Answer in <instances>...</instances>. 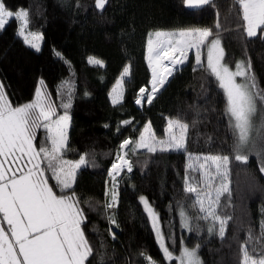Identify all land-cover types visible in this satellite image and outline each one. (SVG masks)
<instances>
[{
    "label": "trees",
    "instance_id": "1",
    "mask_svg": "<svg viewBox=\"0 0 264 264\" xmlns=\"http://www.w3.org/2000/svg\"><path fill=\"white\" fill-rule=\"evenodd\" d=\"M2 2L12 11L26 9L28 31L42 36V47L35 52L17 35L15 20L0 30V84L10 102L15 106L33 100L42 80L44 91L57 105V114L63 115L61 102L71 92V107L67 110L71 117L68 151L64 158L78 160L87 154L89 162L78 170L75 184L68 190L75 191L86 216L82 227L94 249L86 264H101V257L103 264H147L141 253L156 264H167L154 239L141 196L158 213L161 231L174 255L180 254L183 240L189 248L199 243L203 264H238L239 244L250 229L259 237L264 220V156H257L256 151L245 152L246 163L235 159L231 162V201L225 194L220 210L222 215L231 217L223 240L218 235L210 236L204 221L193 220L194 230L189 232L181 227L179 216L180 204L186 206L190 216H196L183 191L189 155H232L224 93L207 71L204 59L200 67L189 56L150 104L143 101L138 107L136 100L140 88L148 89L152 81L146 59L149 33L193 26L214 29L218 12L224 63L234 67L237 61L250 60L261 89L264 33L258 31L254 37L244 33L233 0H213L201 9H189L182 0H107L103 10L96 9L95 0ZM91 33H98L104 46L118 47L126 56L129 73L123 79V97L118 104L102 99L109 80L107 71L97 64L84 65L86 39ZM168 118H179L189 125L186 150H136L133 154V145L128 146L126 159L131 162L132 171L121 175L116 207L106 211L107 172L121 142L138 140L146 125H150L157 138H165ZM44 136V129H38L34 143L39 146ZM51 175L46 172L49 185L59 192ZM110 215H114L118 226L109 223ZM262 246L256 244L257 248Z\"/></svg>",
    "mask_w": 264,
    "mask_h": 264
},
{
    "label": "snow or ice",
    "instance_id": "2",
    "mask_svg": "<svg viewBox=\"0 0 264 264\" xmlns=\"http://www.w3.org/2000/svg\"><path fill=\"white\" fill-rule=\"evenodd\" d=\"M182 2L189 9H201L211 5L213 0ZM106 3L107 0H95V7L103 10ZM233 4L238 19L242 21L239 27L248 37L256 36L258 31L264 33V0H233ZM216 15L214 29L193 26L149 33L146 59L152 71L151 91L140 88L136 103L146 100L150 104L154 99L153 94L164 86L176 66L189 59L190 51L194 52L195 64L203 67L201 58L206 50L207 71L218 81L225 97V116L233 140L232 155H189L183 191L190 200L191 208L196 211V216H190L185 205L180 204L178 207L182 228L192 232L193 220L204 221L208 225V234L218 235L223 240L231 217L222 215L220 210L225 194L229 203L231 201V162L235 159L246 163L248 156L245 152L256 151L257 156H264V89L257 83L250 60L237 61L234 71L223 63L224 49L220 37L222 26L219 13ZM12 19L19 25L17 35L23 38L25 44L39 51L36 41L41 37L33 32L25 34L29 12L26 9L13 12L0 0V30ZM88 62L103 66V62L94 57H89ZM128 73L129 68L125 67L122 78L117 81L118 86L125 83L123 76ZM43 85L41 80L33 100L14 106L4 86L0 84V264H86L94 254L82 227L86 216L80 207V200L75 191L68 192L75 184L78 170L89 163L87 154L81 155L78 160L64 158L68 151L71 117L67 110L71 107V92L60 105L65 110L64 114L58 115L57 105L51 101ZM113 93L115 95L110 93V97L112 103L116 104L122 92L113 89ZM41 128L45 136L37 146L34 141L37 139V130ZM188 129L189 125L179 118H168L165 138H157L150 131V125H146L138 140H123L108 169L111 188L106 190L105 196L110 191L111 199L105 202V210L111 209L117 202V177L124 169L132 171L131 162L126 159L127 152L124 151L129 145H133V154L141 148L150 153L157 150H186ZM46 172L52 174L51 178L56 181L55 187L59 192L49 185ZM261 172H264V163ZM140 202L166 261L203 264L199 256V243L189 248L181 240L180 254L175 256L166 244L167 237L161 231L158 213L144 196L140 197ZM107 218L110 224L116 225L114 215ZM195 230L199 231V225ZM109 231L112 234L111 229ZM257 243L264 244V220L261 221L259 237H255L250 229L247 238L239 244L238 264H264V246L257 248ZM141 256L147 264H156L147 254L141 253Z\"/></svg>",
    "mask_w": 264,
    "mask_h": 264
},
{
    "label": "rangeland",
    "instance_id": "3",
    "mask_svg": "<svg viewBox=\"0 0 264 264\" xmlns=\"http://www.w3.org/2000/svg\"><path fill=\"white\" fill-rule=\"evenodd\" d=\"M13 12H15V11H13ZM12 20H14V19H12ZM18 26L19 25L17 23V29H18ZM28 32L29 31H28V27H27V29L25 30V34L27 35ZM37 34L41 37V39H39L38 41H36V43H38L39 49H41V47H42V36L39 33H37ZM20 38H21V40L24 43L23 38L22 37H20ZM29 39H31V37H29ZM86 42L87 43H86V46H85L84 65L90 64L88 62V58L89 57H94V58L99 59V60H101L103 62V66L102 67L109 74V80H108V82L106 83V85L103 88L102 99H107V100H111L112 101V98L110 97V93H112L113 95H115V93H113V89H117V91H119V92L122 91V86H118L117 85V81L122 78V74L124 72V68L125 67H128L127 66L126 56H125V54L118 47H115V46H113V47L104 46L101 43L100 35L98 33H91V34H89L88 37H87V39H86ZM25 45L28 46L30 49H32L35 52H39L40 51V50L37 51L35 48H32L30 45H27V44H25ZM189 56H193L194 57V60H195L194 52H191L190 51L189 52ZM202 58L204 59L205 64L207 65L206 50L204 51V56L202 54ZM165 63H167V61H165ZM223 63H224V61H223ZM178 67H179V65L176 66V68H178ZM230 69L234 71L235 70V66L234 67H230ZM150 73H151V76H152L151 69H150ZM126 76L127 75H124L123 76V79L126 78ZM237 80L239 81L240 78L237 77ZM217 83H218V81H217ZM146 91H151V86L150 85H149V88L146 89ZM155 94L156 93H154L153 95H155ZM143 101L146 102L147 105L149 104L146 100H142V102L140 104H137L136 103V105L138 107H141L142 104H143ZM150 131H151V129H150ZM137 150L147 151L146 149H143V148L137 149ZM170 151H175V150H170ZM148 221H149V219H148ZM149 224H150V227L152 229V225H151L150 221H149ZM4 227L6 228L7 225L5 224ZM160 227H161V225H160ZM152 232H153V230H152ZM153 235H154V239L156 241V244L158 245L157 239H156V235H155L154 232H153ZM158 247H159V245H158ZM159 249H160V247H159ZM175 256H179V255H175ZM165 262L167 264H171L172 262H174L175 264H177V261H175V260H172V261H166L165 260Z\"/></svg>",
    "mask_w": 264,
    "mask_h": 264
},
{
    "label": "built area",
    "instance_id": "4",
    "mask_svg": "<svg viewBox=\"0 0 264 264\" xmlns=\"http://www.w3.org/2000/svg\"><path fill=\"white\" fill-rule=\"evenodd\" d=\"M180 66V65H179ZM125 151V150H124ZM123 154V153H122ZM115 158H116V155L114 156V159H113V161L115 160ZM110 168V167H109ZM123 173H130V172H128L127 171V169H124V171L121 173V175L123 174ZM121 175L120 176H118L117 177V181H118V184H117V188H116V191L118 192V188H119V179H120V177H121ZM107 184H106V190H108V189H110L111 188V178L108 176V172H107ZM111 199V192L109 191V194H108V196L105 198V200L107 201V200H110ZM105 201V202H106ZM117 203V202H116ZM116 203H115V205L111 208V209H113V208H115L116 207ZM105 204V203H104ZM108 210H110V209H108Z\"/></svg>",
    "mask_w": 264,
    "mask_h": 264
},
{
    "label": "crops",
    "instance_id": "5",
    "mask_svg": "<svg viewBox=\"0 0 264 264\" xmlns=\"http://www.w3.org/2000/svg\"><path fill=\"white\" fill-rule=\"evenodd\" d=\"M121 92H122V97H123V90H122ZM122 97L120 98V100H119L118 103H120V102L122 101ZM105 101L108 102V103L113 104L111 100H107V99H105ZM118 103H116V104H118ZM69 128H70V126H69ZM69 128H68V132H69ZM138 139H139V138H138Z\"/></svg>",
    "mask_w": 264,
    "mask_h": 264
},
{
    "label": "water",
    "instance_id": "6",
    "mask_svg": "<svg viewBox=\"0 0 264 264\" xmlns=\"http://www.w3.org/2000/svg\"><path fill=\"white\" fill-rule=\"evenodd\" d=\"M172 75H173V74H172ZM172 75H171V77H172ZM171 77H170V78H171ZM168 81H169V80H168ZM168 81H167V83H168ZM167 83H166V84H167ZM166 84H165V85H164V86H163V87H162V88H161V89H160V90L154 95V98H155V97L161 92V90L166 86Z\"/></svg>",
    "mask_w": 264,
    "mask_h": 264
},
{
    "label": "bare ground",
    "instance_id": "7",
    "mask_svg": "<svg viewBox=\"0 0 264 264\" xmlns=\"http://www.w3.org/2000/svg\"><path fill=\"white\" fill-rule=\"evenodd\" d=\"M177 66H178V65H177ZM170 77H171V76H169V77L167 78V81H168L169 79H171ZM167 81H166V83H167ZM166 83H165V84H166ZM165 84H164V85H165ZM160 89H161V88H160ZM160 89H159V90H160Z\"/></svg>",
    "mask_w": 264,
    "mask_h": 264
}]
</instances>
